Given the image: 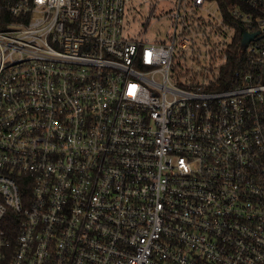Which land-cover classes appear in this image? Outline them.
<instances>
[{
	"label": "built area",
	"instance_id": "1",
	"mask_svg": "<svg viewBox=\"0 0 264 264\" xmlns=\"http://www.w3.org/2000/svg\"><path fill=\"white\" fill-rule=\"evenodd\" d=\"M2 9L0 264H264V0Z\"/></svg>",
	"mask_w": 264,
	"mask_h": 264
},
{
	"label": "trees",
	"instance_id": "2",
	"mask_svg": "<svg viewBox=\"0 0 264 264\" xmlns=\"http://www.w3.org/2000/svg\"><path fill=\"white\" fill-rule=\"evenodd\" d=\"M16 0H0V5L4 6L6 3L8 2H14ZM11 19V15L7 12V10L2 9L0 11V28H2L3 25V21H7ZM236 27V35H235V40H234V47H235V53H237L239 50V42H240V38H241V31L244 28H247L245 24H239V23H233ZM235 55H233L234 57ZM231 63H233V58H231ZM227 77L230 79L231 77H233V70L232 69H228L227 71ZM8 216H7V221H8ZM15 222V221H14ZM2 225V224H1ZM4 226V225H2ZM6 227V225H5Z\"/></svg>",
	"mask_w": 264,
	"mask_h": 264
},
{
	"label": "water",
	"instance_id": "3",
	"mask_svg": "<svg viewBox=\"0 0 264 264\" xmlns=\"http://www.w3.org/2000/svg\"><path fill=\"white\" fill-rule=\"evenodd\" d=\"M259 31L255 32H248L246 30H243L242 40H241V47L245 48L247 43L254 39L255 35L258 34ZM263 82H264V65H263Z\"/></svg>",
	"mask_w": 264,
	"mask_h": 264
},
{
	"label": "rangeland",
	"instance_id": "4",
	"mask_svg": "<svg viewBox=\"0 0 264 264\" xmlns=\"http://www.w3.org/2000/svg\"><path fill=\"white\" fill-rule=\"evenodd\" d=\"M166 24V21L165 20H163L162 22H160L159 24H158V28H162V26L163 25H165Z\"/></svg>",
	"mask_w": 264,
	"mask_h": 264
}]
</instances>
